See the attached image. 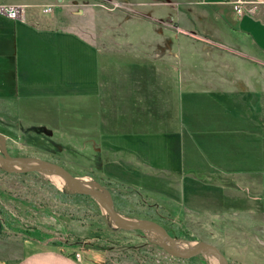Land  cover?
Wrapping results in <instances>:
<instances>
[{"label":"rangeland","instance_id":"rangeland-1","mask_svg":"<svg viewBox=\"0 0 264 264\" xmlns=\"http://www.w3.org/2000/svg\"><path fill=\"white\" fill-rule=\"evenodd\" d=\"M51 1L0 3L26 6V22L30 7L52 14L42 12L40 6L47 4H30ZM114 1L85 0L83 5L103 12L106 120L115 116L119 127L106 122L102 143L88 142L79 88L74 87L78 94L67 105L50 100L14 105L3 97L0 135L8 155L64 167L107 192L122 216L163 226L183 250L205 242L216 246L228 264H264V54L242 45H250V38L215 20L212 10L186 7L182 0L173 6L116 0L124 3L119 8ZM230 1L233 9L237 1L245 10L253 6L252 0ZM144 8L154 15L152 24L134 19H152ZM177 10L184 12L181 20L194 23L179 21ZM118 11L123 17H115ZM70 16L57 14L76 30L82 22ZM159 26L168 48L159 45ZM215 26L218 35L204 32ZM250 27L264 34V27ZM151 39L153 47L140 50L143 55L151 51L146 60L116 56L123 51L119 45ZM136 73L154 75L147 83H153V97L135 110L122 106L117 96L113 104V78L125 76L131 85ZM181 76L186 87L176 121L174 90ZM242 84L255 92L246 93ZM219 85L222 91L216 90ZM132 115L135 126L124 128ZM123 130L137 133L114 134ZM102 216L93 199L56 186L46 173H7L0 167V264L42 247L79 253L87 264H213L208 255L172 257L151 234L117 230Z\"/></svg>","mask_w":264,"mask_h":264},{"label":"crops","instance_id":"crops-1","mask_svg":"<svg viewBox=\"0 0 264 264\" xmlns=\"http://www.w3.org/2000/svg\"><path fill=\"white\" fill-rule=\"evenodd\" d=\"M4 1L0 0V2ZM133 1L136 5L138 1L147 2V0ZM149 1L150 3H147L149 5L162 6H173L176 2L175 0ZM41 2L30 5H60L49 15L41 14L37 7H30L27 9L26 22L12 21L0 16V98L5 97L8 104L14 105H20L19 102L21 100L26 102L50 100L54 103L58 101L62 103L63 101L64 105H67L78 94L74 91V87L79 88L81 91L78 95L81 97L82 128L87 131L86 138H88V142L101 144L105 136L106 122L110 123L113 128L115 125L118 126V118H114L115 116H112L111 120L107 117L106 120L105 58L103 55L104 45H102L104 41L100 39L101 31H104L102 26L104 19L103 12L85 7L83 5L85 0H52L49 3ZM182 4L186 7H201L202 9L214 11L215 20L219 18L227 28L236 30L244 38H250V45L247 43L242 45L252 51L264 54V34L259 29H251L250 27V25L255 26V24L264 27V0H252L251 4L253 6L250 7V10H245V6L240 5L244 10V14H247L246 18L248 19L246 21L243 20L244 14L238 17L239 19L234 18L236 12L230 0H182ZM63 11L71 14L72 19L81 21L80 27L75 30L73 25L58 19L57 14L63 13ZM144 12L152 19L146 20V22L139 17H134V19H138L142 23L148 22V24H152L156 20L153 17L152 11L144 8ZM170 12L172 11H169L168 14L175 12L176 18L185 25L194 23L191 18L181 20L180 17L184 15L182 11ZM193 13L194 15L196 14V12ZM204 14L205 12L202 10L199 15L200 20L204 19ZM114 15L117 18H121L124 14L118 11ZM85 20L88 21V24H85ZM169 23L173 24V26L177 24V22L172 21H169ZM90 27H93V30H89ZM163 31L164 27L159 26L157 30V32H160L161 38V44L159 45L168 48V37L164 38ZM212 31L204 32L218 35L217 26ZM118 47L119 49H123V51H118L116 56L126 58L138 57L146 60L148 53H151V51L143 55L140 50H148V48L153 47V43L152 39L150 41L144 40L143 42L133 40L128 45H119ZM125 49H128V54H125ZM229 50L230 52L234 51L232 49ZM254 60L259 61L257 59ZM261 64L264 65V61ZM131 76L135 80L131 85L124 82L125 76L113 78V87L117 84V87H115L116 93L113 91V104H116L117 96L122 106L132 105V110H135V107H143L149 97H153L151 95L153 83H147L153 82L154 75L152 73H136L138 78L134 75ZM180 81L175 84L177 86H175L176 90H174L176 121L179 116L180 97L182 99L184 96V88L186 87L182 76L180 77ZM215 88L216 90L219 88L222 91L220 85ZM242 88L246 93L255 92L247 89L243 84ZM4 91L7 93H2ZM131 94L134 95L132 96ZM136 121L137 116L132 115L128 119L130 124H123L125 125L124 128L128 127L129 129L135 126L133 122ZM136 133L129 132L128 130L114 132V134H120V137H128ZM11 264L87 263L82 258L80 262H77L74 259V255L66 250L55 247H42L16 258Z\"/></svg>","mask_w":264,"mask_h":264},{"label":"water","instance_id":"water-1","mask_svg":"<svg viewBox=\"0 0 264 264\" xmlns=\"http://www.w3.org/2000/svg\"><path fill=\"white\" fill-rule=\"evenodd\" d=\"M0 146V167L5 172L15 174L42 172L47 175L59 176L71 193L88 196L93 199L102 211L104 222L111 221L117 230L149 233L159 240L155 244L162 247L170 256L175 258L189 259L198 255H208L214 258L218 264H228L226 257L212 244L198 242L193 247L183 250L178 247L176 239L160 224L154 221L136 220L122 216L115 210L113 200L107 192L92 187L87 182L73 176L60 165L38 159L13 158L9 156L2 135H0Z\"/></svg>","mask_w":264,"mask_h":264},{"label":"built area","instance_id":"built-area-1","mask_svg":"<svg viewBox=\"0 0 264 264\" xmlns=\"http://www.w3.org/2000/svg\"><path fill=\"white\" fill-rule=\"evenodd\" d=\"M101 1L110 3V1H112V0H101ZM112 3H113V6L117 7V8L124 6V3L120 2V1L115 0ZM58 5H60V4H47V5H41L40 7H42V12L47 14V13H52L54 8H56ZM240 5H241L240 1H237V3L234 5V10H235L236 14H238V15L243 14V10L240 7ZM101 7L105 8L103 5H101ZM0 15H3L10 20L24 22L26 19V6L19 5V4H3V3H0ZM171 25H173V24H171ZM81 258L82 257L79 253L74 254V259L77 262H80Z\"/></svg>","mask_w":264,"mask_h":264},{"label":"bare ground","instance_id":"bare-ground-1","mask_svg":"<svg viewBox=\"0 0 264 264\" xmlns=\"http://www.w3.org/2000/svg\"><path fill=\"white\" fill-rule=\"evenodd\" d=\"M48 176H49V179L51 180V182L54 183L56 186L67 187L66 184L64 183V181L62 180V178H60L59 176H56V175H48ZM211 261H212L213 264L217 263L214 258H211Z\"/></svg>","mask_w":264,"mask_h":264},{"label":"flooded vegetation","instance_id":"flooded-vegetation-1","mask_svg":"<svg viewBox=\"0 0 264 264\" xmlns=\"http://www.w3.org/2000/svg\"><path fill=\"white\" fill-rule=\"evenodd\" d=\"M0 153H1V150H0Z\"/></svg>","mask_w":264,"mask_h":264}]
</instances>
